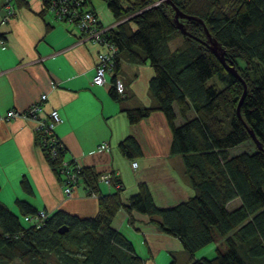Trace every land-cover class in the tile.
Wrapping results in <instances>:
<instances>
[{
  "label": "trees",
  "instance_id": "obj_1",
  "mask_svg": "<svg viewBox=\"0 0 264 264\" xmlns=\"http://www.w3.org/2000/svg\"><path fill=\"white\" fill-rule=\"evenodd\" d=\"M102 1L114 22H120L108 36L118 47L112 71L119 72L122 57L150 63L154 71L150 107L126 105L123 112L132 125L153 112L163 113L171 130V153L183 158L195 195L161 208L147 184L140 183L137 193L124 200L119 175L110 173L112 190L104 193L103 174L83 167V187L99 204L96 216L83 218L59 209L37 227L25 217L39 209L16 199L22 218L30 223L24 225L0 200V264H144L128 236L112 225L122 209L129 223L134 212L144 213L161 232L178 238L190 255L189 264H264V0H173L185 18H177L176 9L161 0ZM13 3L29 7L27 0ZM172 43H177L173 49ZM215 51L244 83L226 70ZM114 75L110 95L119 100L125 90L123 96L118 93ZM244 93L240 118L237 108ZM50 138L43 131L35 133L36 146L62 184L60 168L68 152L47 142ZM240 147L246 149L238 151ZM118 148L130 160L143 155L130 135ZM20 186L33 194L26 176ZM236 197L241 205L227 209ZM64 227L67 231L59 234ZM217 243L215 257L194 258Z\"/></svg>",
  "mask_w": 264,
  "mask_h": 264
},
{
  "label": "crops",
  "instance_id": "obj_2",
  "mask_svg": "<svg viewBox=\"0 0 264 264\" xmlns=\"http://www.w3.org/2000/svg\"><path fill=\"white\" fill-rule=\"evenodd\" d=\"M27 2L29 7L14 3L17 13L7 21L6 3L0 0V40L4 41V45L0 44L1 202L6 204L2 196L9 193L14 201L26 199L39 210L50 213L61 209L88 218L98 212L97 198L83 186L76 188L72 198L64 194L63 184L36 146V122L22 115L8 117L11 110L23 112L30 108L42 94L47 95V101L40 116L47 118L52 109L58 110L63 123L54 131L65 145L67 156L78 158L83 167H93L103 175L111 172L119 175L124 200L137 193L140 183L147 184L161 208L194 197L195 189L184 176L183 158L171 153L172 135L163 113L153 112L132 125L123 112L122 106L147 108L152 104L149 81L154 71L150 63H133L122 57L119 72L107 74L108 84L94 85L97 54L103 47L83 40L74 25L56 20L46 10L44 0ZM92 3L90 0L89 8L96 12L90 6ZM96 13L99 23L108 26L115 23L112 15L99 17ZM114 74L125 86V94L119 100L110 95ZM181 122L179 117L176 124ZM128 135L136 138L143 149L139 158L127 159L118 148ZM106 144V149H100ZM134 161L139 163L136 169L132 168ZM23 176L33 187L32 195L20 186ZM111 190V186L102 183L104 193ZM232 204L234 209H230ZM240 205L241 198L236 197L226 207L235 210ZM128 220L122 209L112 225L128 236L144 264L190 263V255L179 239L161 232L146 214L134 212L133 223ZM194 258L203 257L196 252Z\"/></svg>",
  "mask_w": 264,
  "mask_h": 264
},
{
  "label": "built area",
  "instance_id": "obj_3",
  "mask_svg": "<svg viewBox=\"0 0 264 264\" xmlns=\"http://www.w3.org/2000/svg\"><path fill=\"white\" fill-rule=\"evenodd\" d=\"M46 10L52 14L56 20L63 21L67 24L74 25L78 31L83 35V40L93 41L95 44L103 47L102 51L97 55L96 71L92 78V84L103 87L109 82L107 74L112 71L116 57L118 56V47L115 43L108 39L109 32L117 27L120 22H115L110 26L99 23L98 16L92 9L89 8V2L86 0H46ZM7 6V12L5 19L8 21L14 18L17 13V7H15L13 0H5ZM5 20V21H6ZM0 44L4 45V41L0 40ZM115 86L120 95L123 96L125 86L120 80H116ZM47 101V95L42 94L37 103L33 104L27 110L23 112H17L14 110L9 111L8 117L24 116L28 119H32L36 122L35 132L43 131L53 138H50L47 142L52 145L58 143L60 149H64L65 145L62 142L57 141L55 136V127L63 123L61 116L56 109H52L49 116H40L42 112V106ZM56 146V145H55ZM107 148V144L100 147ZM55 147L52 148L54 153ZM60 168V174L62 176V184L64 187V194L68 197H73V192L79 186L85 185V175L83 166L78 161V158L68 157L64 159ZM139 163L134 161L132 168L136 169ZM100 181L106 185H110V174L102 175ZM120 186V185H119ZM88 194L95 196L93 192ZM49 213L46 209L39 210L35 216H26V220L34 226L41 227L45 224Z\"/></svg>",
  "mask_w": 264,
  "mask_h": 264
},
{
  "label": "rangeland",
  "instance_id": "obj_4",
  "mask_svg": "<svg viewBox=\"0 0 264 264\" xmlns=\"http://www.w3.org/2000/svg\"><path fill=\"white\" fill-rule=\"evenodd\" d=\"M92 4H90L91 8L92 6H94L96 12H98L99 17L102 16H111L112 14L109 12L108 8H107V4L102 1V0H92ZM107 26V25H106ZM174 43V42H173ZM171 44L172 49L176 47V44ZM243 147H240V150H242ZM244 150L246 148H243ZM243 150V151H244ZM185 176V175H184ZM67 196V195H66ZM68 197V196H67ZM2 198L4 199L3 201H5V205L8 206L12 212L16 213L17 215L20 216V218H22L21 213L19 208H17L15 201H14V197L12 198V196L9 195V193H6L4 196H2ZM70 198V197H68ZM22 200V199H21ZM230 209H234V204L230 205ZM22 222L25 225H29L30 223L25 221L24 218H22ZM216 245L215 244H210L207 247L197 251V253L199 254V257H205V258H213L217 255V252L215 251ZM13 264H22L20 261L16 260V262H14Z\"/></svg>",
  "mask_w": 264,
  "mask_h": 264
},
{
  "label": "water",
  "instance_id": "obj_5",
  "mask_svg": "<svg viewBox=\"0 0 264 264\" xmlns=\"http://www.w3.org/2000/svg\"><path fill=\"white\" fill-rule=\"evenodd\" d=\"M161 1H165V2H167L168 4H170V5L173 7V9H176V12H177V18H179V17H180V18H185L186 15H184V14L182 13V11H181L180 9H178V7L176 6L175 2H173V0H161ZM188 18L195 19V18H192V17H188ZM179 28H180L181 30H183V27H182V26H179ZM183 32H185V30H183ZM206 32H208V29H206ZM215 53H216L217 57L220 58V55L218 54V51H215ZM220 60H222V59L220 58ZM222 63H223V65L225 66L226 70H228L229 72H232L233 74H235V76H237V78H238L239 80H241V82L244 83V81H243V80L241 79V77L239 76V73H238L236 70H234L231 66H229V65L226 63L225 60H222ZM245 93H246V91H245ZM245 93L243 94V96H242V98H241V101H240V104H239V106H238V108H237V112H238V115H239L240 118H241V112H239V110H240V106H241V104H242V102H243L242 100H243V98H244V96H245ZM250 133H251V136H252L254 142H256V143H257V146H259V148L262 149V144L257 140L256 135H255L254 133H252V132H250ZM67 229H68V228H65V227H64V228H61V229H59V233L63 234V233H65V232L67 231Z\"/></svg>",
  "mask_w": 264,
  "mask_h": 264
},
{
  "label": "bare ground",
  "instance_id": "obj_6",
  "mask_svg": "<svg viewBox=\"0 0 264 264\" xmlns=\"http://www.w3.org/2000/svg\"><path fill=\"white\" fill-rule=\"evenodd\" d=\"M60 234V233H59Z\"/></svg>",
  "mask_w": 264,
  "mask_h": 264
}]
</instances>
